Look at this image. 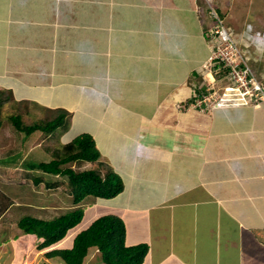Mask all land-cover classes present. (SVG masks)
I'll return each instance as SVG.
<instances>
[{"label": "crops", "instance_id": "0c3cea01", "mask_svg": "<svg viewBox=\"0 0 264 264\" xmlns=\"http://www.w3.org/2000/svg\"><path fill=\"white\" fill-rule=\"evenodd\" d=\"M214 13L264 81V0H0V90L94 137L142 264H264V100L190 107Z\"/></svg>", "mask_w": 264, "mask_h": 264}, {"label": "rangeland", "instance_id": "374dc122", "mask_svg": "<svg viewBox=\"0 0 264 264\" xmlns=\"http://www.w3.org/2000/svg\"><path fill=\"white\" fill-rule=\"evenodd\" d=\"M241 49L245 54V61L248 59L250 64L252 54H249L248 49H246L248 52L244 50L243 46ZM203 67V73L205 72L207 78L210 77L209 80L216 78V82L212 81L209 86H213L218 92L224 89L226 82L222 79L220 81L218 75L212 74L211 77L210 73H206L209 70L213 71L208 62ZM251 68L260 80L259 72H255L253 66ZM6 93L4 97H7ZM177 108L180 109L178 106ZM51 113L29 102H18L12 98L4 99V103L0 106V204L6 203L8 206L2 219L0 217V264H66L60 256L47 257L45 250L49 247L39 249L40 238L35 234L21 233L18 220L24 215L52 219L79 204L85 208L83 221L68 232L61 244L51 246L55 248L72 246L75 234L87 227L96 217L108 213L118 214L108 210L103 204H93L92 196L75 203L67 176L26 166L27 162L49 161L60 155L64 151L66 136L63 135V129L48 133L36 131L27 136L16 128L10 116L20 114L24 123L31 124L48 118ZM69 117L71 120V114ZM63 166L78 167L76 161ZM100 169L102 172L106 170L104 166ZM36 178L40 180L36 182ZM130 206L134 209L133 204ZM82 264H104L100 250L96 246L90 247Z\"/></svg>", "mask_w": 264, "mask_h": 264}, {"label": "trees", "instance_id": "16d2710c", "mask_svg": "<svg viewBox=\"0 0 264 264\" xmlns=\"http://www.w3.org/2000/svg\"><path fill=\"white\" fill-rule=\"evenodd\" d=\"M5 93L6 91L0 90V106L4 103V99H14L9 91L6 93L7 97H4ZM49 115L48 118L31 124L24 123L20 114L11 115L10 119L16 128L27 136L36 131L48 133L68 126L69 112L57 109ZM63 149L60 155L49 161L27 162L26 166L67 176L75 203H80L88 196L110 199L124 190L125 184L119 173L111 167L105 172L100 169L103 165L99 162L101 153L90 133L78 134L65 143ZM74 161L77 162L78 167L63 166ZM87 161L92 162L89 167L84 165ZM39 180L36 178V182ZM0 205L1 215L6 212L8 206L6 203ZM84 213L85 208L79 204L52 219L24 215L18 220V226L24 233L35 234L40 238L39 249L49 247L45 250L47 257L60 256L66 264H82L92 246L100 250L104 264H142L144 262L149 252V244L147 242L128 244L126 223L116 213L103 214L93 219L87 227L75 234L72 246L51 248L83 221Z\"/></svg>", "mask_w": 264, "mask_h": 264}, {"label": "built area", "instance_id": "2783aa9c", "mask_svg": "<svg viewBox=\"0 0 264 264\" xmlns=\"http://www.w3.org/2000/svg\"><path fill=\"white\" fill-rule=\"evenodd\" d=\"M216 25L210 30L213 37V54L208 64L213 71L207 72L218 75V79L226 82L224 89L217 91L211 82H204V89L195 91L190 106L202 110L224 105H256L264 100V81L259 80L253 72L248 59L245 61L243 49L232 37L222 18L214 13ZM212 77V76H211Z\"/></svg>", "mask_w": 264, "mask_h": 264}, {"label": "bare ground", "instance_id": "6f19581e", "mask_svg": "<svg viewBox=\"0 0 264 264\" xmlns=\"http://www.w3.org/2000/svg\"><path fill=\"white\" fill-rule=\"evenodd\" d=\"M212 76V75H211Z\"/></svg>", "mask_w": 264, "mask_h": 264}]
</instances>
